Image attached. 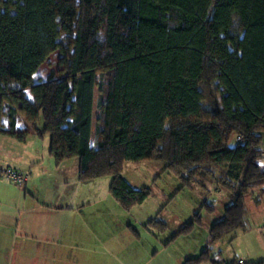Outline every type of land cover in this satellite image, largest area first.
I'll return each instance as SVG.
<instances>
[{
	"label": "trees",
	"instance_id": "trees-1",
	"mask_svg": "<svg viewBox=\"0 0 264 264\" xmlns=\"http://www.w3.org/2000/svg\"><path fill=\"white\" fill-rule=\"evenodd\" d=\"M18 1L0 0V134L49 136L50 156L78 160L81 182L111 177L125 211L151 190L124 165L161 162L179 191L228 193L211 244L251 228L247 204L264 195V0ZM55 52L62 70L35 83ZM211 244L184 264H237L216 262Z\"/></svg>",
	"mask_w": 264,
	"mask_h": 264
},
{
	"label": "rangeland",
	"instance_id": "rangeland-1",
	"mask_svg": "<svg viewBox=\"0 0 264 264\" xmlns=\"http://www.w3.org/2000/svg\"><path fill=\"white\" fill-rule=\"evenodd\" d=\"M23 3L19 0L15 9L22 11ZM61 58L60 52L52 54L34 82L45 81L50 72L59 73ZM97 100L98 89L94 120ZM43 125L41 121L39 127ZM33 141L26 157L36 161L23 169L29 175L27 187L0 177L4 179L0 183V264H184L211 244V228L230 203L228 193L210 182L206 183L209 192L200 185L179 191L178 177L163 172L161 162H128L122 176L135 189L149 188L151 195L125 211L110 193L111 177L81 182L78 160L57 164L50 156L49 136ZM205 202L215 210L210 211ZM63 203L73 210L56 208ZM198 212L203 217L200 224L188 234H179ZM253 214L249 233L239 231L210 245L216 254L222 252L227 258L230 253L235 257L233 251L243 257L260 253L253 249H257L253 240L264 233V208ZM154 220L158 223L152 224Z\"/></svg>",
	"mask_w": 264,
	"mask_h": 264
},
{
	"label": "crops",
	"instance_id": "crops-1",
	"mask_svg": "<svg viewBox=\"0 0 264 264\" xmlns=\"http://www.w3.org/2000/svg\"><path fill=\"white\" fill-rule=\"evenodd\" d=\"M18 120H19L18 128L20 130H29L30 131V126H29L28 122L23 117L19 116ZM34 138H36V135L34 133H31V135L27 138L26 142H19L15 138L0 134V166L1 167H12V168H15V169L20 170V171H23V169L25 170L27 167H29L31 165V163L36 161V159L29 161V160H27V157H26L28 146H29L28 144L31 142V140L33 141ZM75 162H77L76 164L79 168V162L78 161H75ZM26 172H28V171H26ZM0 179H1L0 183H3L4 179H2V178H0ZM28 183H29V181L27 182V184L24 187H27ZM247 205L249 208L250 219H252V216H256V214H253L254 211H256V209L258 210V209L264 208L262 206V205H264V195L261 197V199L259 201H255L254 199L250 200ZM56 208L59 209L60 211H63V212L73 210V208L71 209L70 206H66L64 203L56 206ZM43 209L50 210V207H43ZM250 209L253 210L252 213L250 212L251 211ZM261 212H262V210H261ZM251 229H252V227L244 233H249L251 231ZM261 235H262L261 237H256V239L253 240V242L257 243V249L254 247H253V249L255 251H258V249L260 250V253H256V255L253 254L251 256L248 255L246 257H243L242 255L238 254L237 252L233 251L235 253V257L232 256V254L230 253L228 255V257L225 258L224 254H222V252H219L218 254H216V252L213 249H212L213 250L212 255H213V257H215L216 262H234V261H237V264H239V262L241 260L244 261V264H250V263H253V261L254 262H262V261H264V233H262ZM249 257H252V258H249ZM219 258H221L222 260H219Z\"/></svg>",
	"mask_w": 264,
	"mask_h": 264
},
{
	"label": "built area",
	"instance_id": "built-area-1",
	"mask_svg": "<svg viewBox=\"0 0 264 264\" xmlns=\"http://www.w3.org/2000/svg\"><path fill=\"white\" fill-rule=\"evenodd\" d=\"M237 140L241 141V138H238ZM0 177L7 178L10 182L17 185L18 187H23V185L29 180V175H26L23 171L12 167L0 166ZM240 264H244V261L241 260Z\"/></svg>",
	"mask_w": 264,
	"mask_h": 264
}]
</instances>
